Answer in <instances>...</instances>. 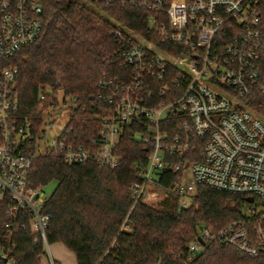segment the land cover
<instances>
[{
	"label": "built area",
	"instance_id": "2783aa9c",
	"mask_svg": "<svg viewBox=\"0 0 264 264\" xmlns=\"http://www.w3.org/2000/svg\"><path fill=\"white\" fill-rule=\"evenodd\" d=\"M79 1L143 12L149 34L171 51L112 22L110 36L122 73L98 83L97 101L105 107L98 137L87 147H75L60 140L65 129L45 153H57L68 165L93 162L115 169L121 139L132 138L145 145L147 162L140 182L129 188L131 210L137 204L157 207L165 200L177 211L189 209L197 185L253 198L244 221L218 231L201 229L187 253L191 262L209 245L220 244L257 257L264 246L262 227L254 228L264 218V117L244 100L264 94L263 0ZM41 15L38 0H0V60L40 40ZM16 76L15 69H4L0 75V202H7L6 212L12 217L5 240L25 214L31 232L43 244L40 264H57L46 239L47 198L42 189H32L28 179L33 157L45 154L43 116L58 111V104L56 98L49 99L48 90L40 93V104L50 100L42 114V132L35 152L23 155L33 124L19 119ZM64 106L68 109L71 102L64 99ZM187 171L191 182L184 183ZM170 174L174 179L168 186L159 182ZM10 255L0 247L1 261L13 264Z\"/></svg>",
	"mask_w": 264,
	"mask_h": 264
},
{
	"label": "trees",
	"instance_id": "16d2710c",
	"mask_svg": "<svg viewBox=\"0 0 264 264\" xmlns=\"http://www.w3.org/2000/svg\"><path fill=\"white\" fill-rule=\"evenodd\" d=\"M38 1L43 24L40 40L13 58L0 60V75L4 69L17 70L14 89L19 119L33 124L23 155L35 152L43 127L42 114L48 110L49 99L60 91L73 109L66 135L60 140L87 147L98 137L105 110L97 101L98 83L122 73L116 57L118 48L110 36L112 22L171 51L149 34L146 15L141 11L88 7L77 0ZM262 5L264 10V0ZM46 90L50 98L40 104V93ZM244 103L264 117L263 93H255ZM145 149L142 143L123 137L117 147L120 163L115 169L93 162L68 165L54 152L35 155L29 186L43 190L55 184L44 204V214L50 217L48 245L63 244L77 264H264V246L257 257H248L220 244L209 245L200 256L188 261L187 246L201 229L218 231L246 219L248 203L243 196L197 185L189 209L177 211L165 200L157 207L137 204L131 210L128 192L141 180L147 162ZM171 179L173 174L159 182L168 186ZM6 203L0 202V247L10 250L13 264H40L43 244L31 232L25 214L18 217L12 235L5 240L6 225L12 223ZM259 225L264 233V218L254 228ZM254 228H248L249 232ZM0 264L5 262L0 260Z\"/></svg>",
	"mask_w": 264,
	"mask_h": 264
},
{
	"label": "rangeland",
	"instance_id": "374dc122",
	"mask_svg": "<svg viewBox=\"0 0 264 264\" xmlns=\"http://www.w3.org/2000/svg\"><path fill=\"white\" fill-rule=\"evenodd\" d=\"M80 2L79 0H77ZM85 6L88 4H84ZM90 7V6H88ZM94 12L96 10L92 9ZM58 111H50L49 114L43 116V120L45 123V131L44 137L41 141V153H45V151L51 147L52 142H56L60 138V134L63 130L67 128L69 122L71 120L73 109L71 107L66 108L60 116L57 115ZM40 144V142H39ZM40 147V145H39ZM184 183L191 182V175L189 171L185 173ZM55 188V184H51L50 186L43 189V198H48L52 191ZM50 255L52 259L57 264H77L74 255L61 243H56L48 246Z\"/></svg>",
	"mask_w": 264,
	"mask_h": 264
},
{
	"label": "water",
	"instance_id": "95a60500",
	"mask_svg": "<svg viewBox=\"0 0 264 264\" xmlns=\"http://www.w3.org/2000/svg\"><path fill=\"white\" fill-rule=\"evenodd\" d=\"M56 101L58 104V113L57 115L60 116V114L66 110V107L64 106V99H65V94L63 91H60L56 95ZM246 203L252 204L254 202L253 198H246L245 199ZM201 243V241H199ZM202 244V243H201Z\"/></svg>",
	"mask_w": 264,
	"mask_h": 264
}]
</instances>
